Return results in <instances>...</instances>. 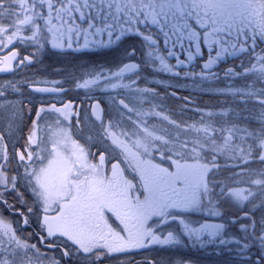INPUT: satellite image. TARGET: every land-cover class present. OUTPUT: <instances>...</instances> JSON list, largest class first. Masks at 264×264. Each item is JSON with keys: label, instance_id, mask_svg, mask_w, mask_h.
<instances>
[{"label": "snow or ice", "instance_id": "6c2138e0", "mask_svg": "<svg viewBox=\"0 0 264 264\" xmlns=\"http://www.w3.org/2000/svg\"><path fill=\"white\" fill-rule=\"evenodd\" d=\"M48 35L52 47L61 49L73 48L75 37L76 50L119 46L123 39L135 35L141 38L142 52L139 63L132 62L137 50L125 49L115 68L92 67L70 76L77 89L116 93L110 97L114 112L107 120L99 103L89 105L98 122L99 141L121 157L111 164L110 172L105 170L107 157L103 152L93 162L90 156L95 154L73 137L71 119L79 113L72 111L70 103L41 107L36 113L39 119L42 112H53L57 119L43 127L34 120L25 151L18 156L26 186L44 213L41 229L46 236L66 238L77 253L97 260L101 255L150 245H180L187 240L201 247L229 248L245 264H264V178L237 179L249 174L243 165L254 159L264 163V111L257 117L259 129L254 130L237 125L217 129L203 119L199 125H185L154 103L160 97L156 89L139 86L143 69L179 76L207 50L200 71H184L183 75L198 78L201 84L222 78L228 83L216 89L217 94L239 97L244 103L255 98L264 109V48L256 51L264 43V0H0V49L14 40H24L39 50ZM244 54L249 60L248 66L241 61L242 71L229 67L221 77L214 70L226 58ZM16 55L12 52L5 57L9 62L0 72L12 69ZM240 77L246 81L251 77V82L236 86L234 81ZM23 83L7 87L19 91ZM157 83L170 86L164 81ZM64 90L35 88L37 92ZM122 92L129 103L117 99ZM145 104L149 107L144 108ZM231 112L229 109L220 115ZM208 115L211 119L212 114ZM150 120L166 122L176 131L158 129ZM76 124L80 125L78 118ZM187 131L195 136H184ZM217 132L222 143L217 141ZM3 139L0 135V159L7 161ZM219 157L239 161L226 167L242 170L225 180L214 179L221 168ZM4 168L0 164V200L9 185L15 191L17 184V177L9 179ZM127 169L138 177V183L128 178ZM254 174L264 177V171ZM242 184L247 186H239ZM17 196L24 203L23 193L17 191ZM232 208L235 212L230 215ZM28 212H32L31 207ZM108 213L119 220L120 230L109 223ZM193 214L205 218L193 220ZM24 224H28L27 217ZM236 226L239 235L230 234ZM253 248L257 249L255 259L251 257ZM43 255L36 244L17 234L12 222L0 216V264H44ZM64 255L70 253L65 251Z\"/></svg>", "mask_w": 264, "mask_h": 264}, {"label": "rangeland", "instance_id": "374dc122", "mask_svg": "<svg viewBox=\"0 0 264 264\" xmlns=\"http://www.w3.org/2000/svg\"><path fill=\"white\" fill-rule=\"evenodd\" d=\"M7 22V20L4 21V23ZM25 35H30V33L26 32ZM21 41L25 43L27 48L26 50L30 52V54H32L35 60L38 62L41 61L40 59L43 56L45 46L49 45L51 49L57 50V48L52 47V37L50 35H48L45 40H42L43 47L39 50L31 41ZM131 42L136 43V45L132 44L131 46H127L128 44L121 42L119 46L104 48L115 54L114 60L110 62H107V60H100L97 61V64L93 65V67L103 66L105 68H115L121 63L124 50L132 48L137 50V55L133 58V61L139 63L142 52L141 38L138 37ZM75 46V43H73V47ZM9 47L10 46L8 45V48ZM261 48H264V43L260 45L259 49L257 50L258 53L260 52ZM6 50L7 48L0 49V51L3 53ZM116 53H121V55L116 57ZM50 65H52V63L47 58L44 65L42 63V67L45 68V71L43 74L36 73L35 76L25 74L20 75V73H27L25 70L26 66L21 65L19 67L17 78L13 76L12 78H8V80L5 82L3 80L2 84H0V86H5L1 87L0 89V91H3V95L0 96V135H3L4 137L3 144L6 146L8 153V160L4 161L0 159V164L5 165L4 171L7 173L9 179L12 176L17 177L16 190H11L9 185V189L5 191L3 199L0 200V216H2L6 221L13 223V227L17 229V234L21 238L28 239L30 243L36 244L39 251L44 254L42 257L44 264H50L51 260L58 261V264H91V262H96L97 259H95V257H86L77 253L75 246H73L70 241H67L66 238H48L46 236V231L41 229L44 213L42 212L40 205L36 203L35 197L31 193L30 189L26 186V182L23 179V165L19 161L18 153L25 151L27 135L29 130L32 128L34 120H38L40 126L43 127L45 124H53L57 119V115L53 112H42L40 118L38 119L36 113L41 107L48 109L52 104H55L57 107H63L64 104L70 103L72 105V111L74 113H79V117L74 115L71 119V131L73 137L78 139L80 143L84 144L91 153L95 154L94 157L90 156V159L93 162H97L99 159V154L103 152L107 157L105 161V170L110 172L111 164L116 163L121 159V157H119V155L111 148L107 147L105 143L99 141V138L96 135L99 131L98 122L93 120L91 117L92 109L89 107V105L99 102L102 109H104V105V119L107 120L109 119V113L114 112V109L111 106L110 97L116 95V93H105L97 90L87 92L83 89H77L74 85V81L70 79V76H79L80 72L84 70L83 67H79L78 70H75L74 68L68 75H64L60 72V74H57V70L55 68L56 66L49 68ZM70 70L71 69H69V71ZM50 73H52L51 76ZM140 75L144 78L139 81V86L156 89V91L160 93V97L157 98L154 103L160 105L161 108L172 119L173 115L175 114V110L180 109L181 104L176 105L173 103V100L171 99V91L173 90L174 86H177V89L181 90L182 87H180V84L182 82L180 81L189 78L185 77L183 73H181L179 76H173L167 73H156L147 68L143 69L140 72ZM66 76L68 77L66 78ZM11 81H16L15 83L25 81L26 83L19 84V91H13L10 87H7L9 83H12ZM45 81H47L46 84L52 85L54 84L51 83V81L61 82L58 84L60 87H64L63 89L65 90L68 88V93L66 94L67 96H63V98L52 97L49 99L42 98L41 96L34 97L32 93H37L35 91L29 90L27 86L31 83H45ZM157 81H164L165 85L170 86L161 85L157 83ZM246 82H251V77H249L247 81L244 77L237 78L234 81V84L236 86H241ZM227 83L228 81H225V86ZM257 86L259 87L260 85ZM211 91L212 90H209V92ZM224 97L226 100L224 106L218 109V112H214L211 115L213 118L214 116H217V120L223 123L222 125L216 123L215 121L211 122L214 123L215 127H223L227 129L232 125H237L241 128L248 127L249 130L259 129L260 124L257 122V117L261 111H264V109H262L261 106L255 101V98H252L247 103H244L239 97H233L231 95H225ZM120 98L125 99L126 103L130 102L129 98L123 92L117 96V99ZM74 99H77L76 103L73 102ZM148 99L152 98L149 97ZM180 102L184 103L182 99ZM136 106L139 107V105ZM143 107L148 108L149 105L145 104ZM229 109L232 110L230 114L220 115L222 112H228ZM13 113H15L14 119L12 118ZM77 118L80 120L79 126L76 124ZM180 119H184V116H182ZM149 123L155 124L158 129L166 128L169 131L172 130V126L163 121L150 120ZM63 126L67 127L68 125L64 124ZM217 134L219 135L218 132ZM226 134L227 133H225V135ZM88 136H92L93 139L91 141L87 140ZM250 142L251 141H249V143ZM219 143H222V140H220ZM157 162L164 163L165 167L168 166V162L160 161L159 158H157ZM218 162L221 165V168L215 173L214 179L216 180H225L227 177H230L234 173L240 172L242 170L240 167H226V165H235L240 163L237 160H226L223 157H219ZM121 167H125V165L121 164ZM243 170L249 174L243 177H237V179L249 181L250 179L264 178L254 174L264 171V163H261L258 159H254L251 162L243 165ZM125 174L130 180H133L134 183H138V177H136L130 169H127ZM239 186L245 187L247 184H242ZM17 191L23 193L24 203H21L20 199L18 198ZM4 201L7 203H4ZM9 205H11V207H9ZM29 207L32 208L31 213L28 212ZM232 212H235V208L229 210L230 215ZM20 213H23V215H20ZM107 215L109 223L114 228L120 230V228L123 227L114 215L111 213H108ZM25 217L28 219V224H24ZM190 218L193 220H202L205 217L193 214ZM150 223L152 222L150 221ZM36 233L40 234L39 236H44L45 240L41 241ZM230 234L239 235L238 226L231 228ZM232 247L234 248L235 246L233 245ZM147 249H158L159 252L155 253V255H158V257L156 259H152L151 257L153 255L151 256L147 254V257L138 258V261H156L159 262V264H181V262L182 264H245V262L237 255V252L232 251L229 248H221L214 245L201 247L199 245L192 244L187 240H185L184 243L180 245H150L147 247ZM135 250L142 249H131L128 251ZM65 251H68L70 255L65 256ZM127 252L101 255L97 261H100L102 258H107V260H119L122 258H114V256L122 255L124 258L128 256L126 254ZM148 252L152 251L149 250ZM256 256L257 249L253 248L251 250V257L252 259H255Z\"/></svg>", "mask_w": 264, "mask_h": 264}, {"label": "flooded vegetation", "instance_id": "af4514ba", "mask_svg": "<svg viewBox=\"0 0 264 264\" xmlns=\"http://www.w3.org/2000/svg\"><path fill=\"white\" fill-rule=\"evenodd\" d=\"M138 36L131 35L130 38L123 39L122 42L128 44L127 46H131L132 44L136 45V43L131 42L132 40L137 39ZM66 39V37H65ZM73 43H75V47L69 49V48H57V50L51 49L49 45L45 46L43 56L40 59L41 61L38 62L35 60L32 54L28 52L25 46V43L21 40H14V42L6 47L7 50L3 53L0 51V66L4 62V56L7 54H11L12 52H15L16 59L15 61L13 60L12 62V72L10 73H5V74H0V84H2L3 80L4 82L8 80V78H12L13 76L17 78L18 72H19V67L21 65L26 66V72L27 73H20L25 74V75H31L35 76L36 73H42L45 71V68L42 67V63L44 65L46 59L48 58L49 61H51L52 65H50L49 68L56 66L57 74H66L68 75L74 68L75 70H78L79 67H83L84 70L91 69L93 65H96L97 61H103L107 60V62L113 61L115 58V54L109 51L108 49L104 48H89V49H84L80 48L79 50L77 49V44L75 42V37H73ZM83 43V40L81 38L80 44ZM261 44L257 47V50L259 49ZM161 46H162V41H161ZM256 50V51H257ZM258 53V52H257ZM69 54L75 55L74 58H71V61L69 60L67 63L65 62L64 58L66 55ZM118 55H121V53H116V57ZM25 57H29L28 60H25L23 64L20 62L24 60ZM184 57L181 56V59ZM207 59V50L204 51V55L201 59H198L193 63L191 67L184 68L181 70V73L184 71H195L199 72L200 71V65ZM248 60L249 56L248 54H244L243 56H240L238 58H226L224 61H222L218 66L215 67V71L220 74L221 77H223L224 70L229 67H236L237 71H242V69L239 67L241 61L244 62L245 66H248ZM129 62V61H128ZM135 62V61H133ZM170 63H175L174 59L169 60ZM47 69V68H46ZM69 69H71L69 71ZM60 72V73H59ZM52 73H50L51 76ZM56 74V73H55ZM56 74V75H57ZM68 76H66L67 78ZM68 80V79H67ZM179 81V80H178ZM225 81L224 79H219L217 81H208L203 84L200 83L199 79L196 78L195 80L193 78L189 79H183V81L180 84L181 90L177 89V86L173 87V90L171 91V99L173 100V103L176 105L181 104V108L175 110V114L173 115L172 119L182 122L185 125H191V124H197L199 125V122L201 119H203L205 122H213L215 121L218 124H222L220 121H218L217 116H211V119L209 118V113H214L218 112V109L224 106L225 103V95H219L216 93V89L220 87H225ZM12 83H15L16 81H11ZM33 85H52V84H46V83H31L30 85L27 86L29 90L30 86ZM52 86H59L60 85H52ZM201 87V89H200ZM64 88V87H62ZM1 89V87H0ZM61 95H38L35 93H32L34 97H39L41 96L42 98L49 99L52 97L55 98H63V96H67L66 94L68 93V88H66ZM209 90H212L209 92ZM181 99L183 100L184 103H181ZM77 99H74L73 102L76 103ZM81 103V102H80ZM102 104V103H101ZM103 105V104H102ZM104 107V116H105V106ZM91 113V109H90ZM178 115V116H177ZM182 116H184V119H180ZM92 117V113H91ZM253 120V119H252ZM237 124V123H236ZM221 126V125H219ZM217 129L220 127H216ZM171 131H176V129L172 128ZM184 136H187L189 138H192L195 136V133L192 131H187L183 133ZM216 138L218 143L220 142V135L216 134ZM250 165V164H249ZM252 165V164H251ZM38 236L40 234L36 233ZM57 249V248H56ZM58 250V249H57ZM91 264H138V261H132V262H112V261H105L103 258L100 261L96 262H91Z\"/></svg>", "mask_w": 264, "mask_h": 264}, {"label": "trees", "instance_id": "16d2710c", "mask_svg": "<svg viewBox=\"0 0 264 264\" xmlns=\"http://www.w3.org/2000/svg\"><path fill=\"white\" fill-rule=\"evenodd\" d=\"M150 251H152V252H143V254H139L141 257H147L148 255L147 254H149V255H153L151 258L152 259H156L157 257H158V255H155V253H156V251L155 250H150ZM140 256H138L137 254H128V257H126V259L129 261V262H132V261H134V259L136 258H141ZM150 258V259H151ZM145 262V261H144ZM138 264H143V262H140V261H138Z\"/></svg>", "mask_w": 264, "mask_h": 264}, {"label": "water", "instance_id": "95a60500", "mask_svg": "<svg viewBox=\"0 0 264 264\" xmlns=\"http://www.w3.org/2000/svg\"><path fill=\"white\" fill-rule=\"evenodd\" d=\"M9 55H7V56H5V57H8ZM5 57H4V59H5ZM9 61H6V60H4V64H6V63H8ZM4 64L3 65H1L0 67H3L4 66ZM11 64H12V61H11ZM5 72H7V71H4V72H0V73H5ZM42 87H48V88H52V87H50V86H33V87H31L34 91H35V88H42ZM37 92V91H36ZM38 93H43V94H52V93H60V92H38Z\"/></svg>", "mask_w": 264, "mask_h": 264}, {"label": "bare ground", "instance_id": "6f19581e", "mask_svg": "<svg viewBox=\"0 0 264 264\" xmlns=\"http://www.w3.org/2000/svg\"><path fill=\"white\" fill-rule=\"evenodd\" d=\"M75 55H69L67 54L66 57L64 58L65 62L67 63L69 60L71 61V58H74Z\"/></svg>", "mask_w": 264, "mask_h": 264}]
</instances>
